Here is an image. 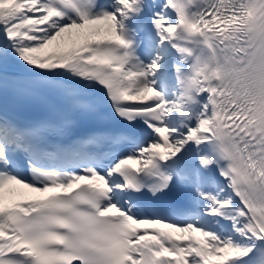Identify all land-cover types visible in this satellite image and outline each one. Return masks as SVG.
Segmentation results:
<instances>
[{"label":"snow or ice","instance_id":"1","mask_svg":"<svg viewBox=\"0 0 264 264\" xmlns=\"http://www.w3.org/2000/svg\"><path fill=\"white\" fill-rule=\"evenodd\" d=\"M199 39L197 113L155 78ZM0 264H264V0H0Z\"/></svg>","mask_w":264,"mask_h":264},{"label":"bare ground","instance_id":"2","mask_svg":"<svg viewBox=\"0 0 264 264\" xmlns=\"http://www.w3.org/2000/svg\"><path fill=\"white\" fill-rule=\"evenodd\" d=\"M8 195L11 200H21L26 198H42L39 196V194L27 193L25 190H16Z\"/></svg>","mask_w":264,"mask_h":264},{"label":"clouds","instance_id":"3","mask_svg":"<svg viewBox=\"0 0 264 264\" xmlns=\"http://www.w3.org/2000/svg\"><path fill=\"white\" fill-rule=\"evenodd\" d=\"M207 71L219 73L221 70L219 69V67H217V68H214V69H209L208 68ZM220 147H221V150H222L223 154L226 155V153H227L226 146L224 144H220Z\"/></svg>","mask_w":264,"mask_h":264}]
</instances>
